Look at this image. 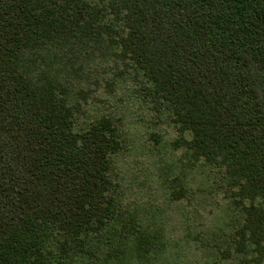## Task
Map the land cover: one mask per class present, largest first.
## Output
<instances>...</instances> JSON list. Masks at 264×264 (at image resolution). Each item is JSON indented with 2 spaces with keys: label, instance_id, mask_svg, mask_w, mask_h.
Masks as SVG:
<instances>
[{
  "label": "trees",
  "instance_id": "1",
  "mask_svg": "<svg viewBox=\"0 0 264 264\" xmlns=\"http://www.w3.org/2000/svg\"><path fill=\"white\" fill-rule=\"evenodd\" d=\"M131 79L243 212L239 264H264V0H0V264H130L157 246L130 219L134 253L103 251L124 145L112 117L77 129L87 85Z\"/></svg>",
  "mask_w": 264,
  "mask_h": 264
},
{
  "label": "rangeland",
  "instance_id": "2",
  "mask_svg": "<svg viewBox=\"0 0 264 264\" xmlns=\"http://www.w3.org/2000/svg\"><path fill=\"white\" fill-rule=\"evenodd\" d=\"M93 83L85 87L90 90L86 100L79 98L83 113L77 129L112 117L124 145L111 171L120 190L122 216L105 231L103 251L127 252L129 257L134 253L135 237L126 225L134 219L159 240L145 259L135 257L130 264H239L229 244L243 212L219 190L210 167L195 164L185 149L175 146L181 134L171 116L163 108L157 113L132 79L114 89ZM184 136L191 138L189 133ZM108 264L119 262L112 259Z\"/></svg>",
  "mask_w": 264,
  "mask_h": 264
}]
</instances>
